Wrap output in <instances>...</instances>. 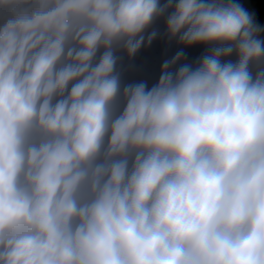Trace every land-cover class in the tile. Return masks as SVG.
I'll return each instance as SVG.
<instances>
[{"label":"clouds","instance_id":"9594fccd","mask_svg":"<svg viewBox=\"0 0 264 264\" xmlns=\"http://www.w3.org/2000/svg\"><path fill=\"white\" fill-rule=\"evenodd\" d=\"M0 264H264V3L0 0Z\"/></svg>","mask_w":264,"mask_h":264},{"label":"rangeland","instance_id":"374dc122","mask_svg":"<svg viewBox=\"0 0 264 264\" xmlns=\"http://www.w3.org/2000/svg\"><path fill=\"white\" fill-rule=\"evenodd\" d=\"M161 35L157 37L156 40L153 41L152 45L149 47H142L140 52L133 58L135 62V69H132L130 75L122 76V83H136L140 81H144L151 87L158 80L160 67L162 62L165 59H170L175 52L178 50V45L173 42H168L166 37L163 36L164 33V24L163 21H158L154 26ZM203 51L202 46H194L191 49H185L188 62H193ZM141 52L143 54L141 55ZM122 56V61H126L127 56L123 53H120ZM141 55V62H138L137 56ZM129 60V59H128ZM130 60L128 61V63Z\"/></svg>","mask_w":264,"mask_h":264},{"label":"trees","instance_id":"16d2710c","mask_svg":"<svg viewBox=\"0 0 264 264\" xmlns=\"http://www.w3.org/2000/svg\"><path fill=\"white\" fill-rule=\"evenodd\" d=\"M136 65H135V62L133 60H130L129 63L125 64L123 66V68L121 69L122 71V76L123 75H126L127 72H129L131 69H135Z\"/></svg>","mask_w":264,"mask_h":264},{"label":"built area","instance_id":"2783aa9c","mask_svg":"<svg viewBox=\"0 0 264 264\" xmlns=\"http://www.w3.org/2000/svg\"><path fill=\"white\" fill-rule=\"evenodd\" d=\"M162 2H163V0H162ZM261 2L264 3V0H261ZM142 54H143V52H141V55H142ZM141 55H138V56H137L138 62H141V58H142ZM131 60H133V58H132ZM134 60H135V59H134ZM134 60H133V61H134ZM128 61H129L128 58H126V61L121 62V69L123 68V66H124L125 64L128 63ZM135 62H136V60H135ZM136 64H137V62H136ZM131 70H132V69H131ZM131 70H130L129 72H127V74H126L125 76L130 75Z\"/></svg>","mask_w":264,"mask_h":264}]
</instances>
